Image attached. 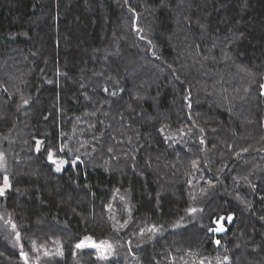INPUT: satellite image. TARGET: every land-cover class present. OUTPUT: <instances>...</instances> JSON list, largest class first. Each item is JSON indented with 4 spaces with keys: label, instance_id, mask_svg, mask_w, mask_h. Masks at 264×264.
<instances>
[{
    "label": "trees",
    "instance_id": "16d2710c",
    "mask_svg": "<svg viewBox=\"0 0 264 264\" xmlns=\"http://www.w3.org/2000/svg\"><path fill=\"white\" fill-rule=\"evenodd\" d=\"M262 85L264 0H0V264H264Z\"/></svg>",
    "mask_w": 264,
    "mask_h": 264
},
{
    "label": "snow or ice",
    "instance_id": "6c2138e0",
    "mask_svg": "<svg viewBox=\"0 0 264 264\" xmlns=\"http://www.w3.org/2000/svg\"><path fill=\"white\" fill-rule=\"evenodd\" d=\"M138 31H139V29H138ZM262 87H264V85H262ZM24 103L27 104L28 101L25 100ZM201 142L203 143V141H201ZM40 143L41 142H39V141L37 142V151H39V144ZM60 151H63V148H61ZM48 160L51 162L52 165L55 166V170L56 171H61L62 168L69 163V161H67V160L55 158V154L53 152H51V151L48 152ZM72 164L74 165L75 161H72ZM10 187H11V185L9 183V179L5 175L3 177V184L0 185V196H4L5 192ZM192 211H195V209H193ZM227 219L229 221H231L232 217H228ZM12 228L15 231V225L14 224L12 225ZM213 231L222 232V231H224V228L222 226L221 227H217V228L213 229ZM16 238H17V241L19 242V233L18 232L16 233ZM215 243L219 244L220 242H219V240H217V241H215ZM33 246L35 247V242H33ZM84 246H90V247L96 248L97 250H99L101 252L111 248V245L107 241L95 242V241L92 240L91 237H85L83 241H81L80 243H77L75 245V247L78 248V249L82 248ZM21 255L24 258L25 264H28L27 253H24L23 251H21ZM227 259L228 258L225 257V261H227ZM37 264H38V261H37ZM222 264H223V262H222Z\"/></svg>",
    "mask_w": 264,
    "mask_h": 264
},
{
    "label": "water",
    "instance_id": "95a60500",
    "mask_svg": "<svg viewBox=\"0 0 264 264\" xmlns=\"http://www.w3.org/2000/svg\"><path fill=\"white\" fill-rule=\"evenodd\" d=\"M221 226L224 228V231H222V232H216V234H223V233L226 232V228H225L224 225L221 224V222L216 223V228H217V227H221Z\"/></svg>",
    "mask_w": 264,
    "mask_h": 264
},
{
    "label": "rangeland",
    "instance_id": "374dc122",
    "mask_svg": "<svg viewBox=\"0 0 264 264\" xmlns=\"http://www.w3.org/2000/svg\"><path fill=\"white\" fill-rule=\"evenodd\" d=\"M264 88V87H263ZM226 227V226H225Z\"/></svg>",
    "mask_w": 264,
    "mask_h": 264
}]
</instances>
